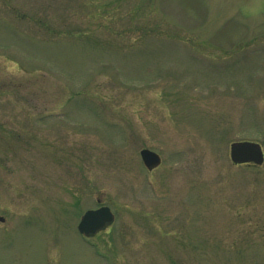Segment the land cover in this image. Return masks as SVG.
<instances>
[{"label": "rangeland", "instance_id": "374dc122", "mask_svg": "<svg viewBox=\"0 0 264 264\" xmlns=\"http://www.w3.org/2000/svg\"><path fill=\"white\" fill-rule=\"evenodd\" d=\"M241 140L264 145V0H0V264H264Z\"/></svg>", "mask_w": 264, "mask_h": 264}, {"label": "water", "instance_id": "95a60500", "mask_svg": "<svg viewBox=\"0 0 264 264\" xmlns=\"http://www.w3.org/2000/svg\"><path fill=\"white\" fill-rule=\"evenodd\" d=\"M140 156L143 164L149 170L158 166L160 163L159 156L148 149L141 150ZM230 159L235 164L253 163L260 165L264 161V155L258 144L237 142L230 146ZM0 220L2 221L3 219L0 218ZM112 220L113 214L108 207L89 210L83 215L77 229L84 235H93Z\"/></svg>", "mask_w": 264, "mask_h": 264}]
</instances>
